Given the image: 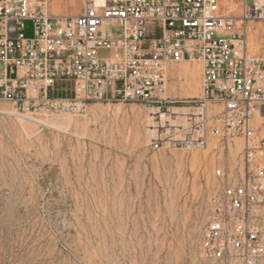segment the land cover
<instances>
[{
    "label": "built area",
    "instance_id": "1",
    "mask_svg": "<svg viewBox=\"0 0 264 264\" xmlns=\"http://www.w3.org/2000/svg\"><path fill=\"white\" fill-rule=\"evenodd\" d=\"M54 0H0V101L18 113L50 117L90 102H136L153 109L154 149L239 139L241 166L218 169L201 249L212 264H264V0H74L73 14ZM220 1L239 5L221 13ZM29 32V35L27 34ZM200 64V96L177 132L164 95L170 63ZM198 113V114H195Z\"/></svg>",
    "mask_w": 264,
    "mask_h": 264
},
{
    "label": "rangeland",
    "instance_id": "2",
    "mask_svg": "<svg viewBox=\"0 0 264 264\" xmlns=\"http://www.w3.org/2000/svg\"><path fill=\"white\" fill-rule=\"evenodd\" d=\"M80 7L51 4L63 14ZM220 10L237 16L239 5L220 1ZM252 34L257 48L248 51L260 55L264 44ZM199 68L168 64L164 95L174 111H198L188 101L200 96ZM4 110L15 111L0 101ZM152 113L136 102L94 101L49 117L72 116L62 130L0 112V264H212L200 244L209 198L223 182L216 170L240 169L241 144L231 153L234 142L209 137L154 149ZM177 116L171 136L179 139L195 124Z\"/></svg>",
    "mask_w": 264,
    "mask_h": 264
},
{
    "label": "bare ground",
    "instance_id": "3",
    "mask_svg": "<svg viewBox=\"0 0 264 264\" xmlns=\"http://www.w3.org/2000/svg\"><path fill=\"white\" fill-rule=\"evenodd\" d=\"M253 32H255V30H251V33H253ZM253 38H254V35L252 34V36L248 40V44H249V46L251 48H257V45H254L253 44ZM167 76H168V71H167V67H166L165 77L167 78ZM180 110H182L181 113L175 111V113L178 116H185L187 114V113L184 112V109L183 108L180 109ZM0 112H2L3 114H7V115H15L16 118L18 119V121L23 122V123L24 122H29L30 124L32 123V124H36L38 126H41V125H44V126L45 125H50V126H52L54 128L62 129V130L69 129V127L73 123V118L70 115H62V116L59 115L55 119H53V118L51 119L49 117L42 118V117H38V116H35V115H30V113H18V112H15V111H8V110H4V111H0ZM47 127H49V126H47ZM239 141H240L239 139H234V143L231 146V153L233 152V150H235V149L238 150L239 149V146H240Z\"/></svg>",
    "mask_w": 264,
    "mask_h": 264
},
{
    "label": "crops",
    "instance_id": "4",
    "mask_svg": "<svg viewBox=\"0 0 264 264\" xmlns=\"http://www.w3.org/2000/svg\"><path fill=\"white\" fill-rule=\"evenodd\" d=\"M79 4L81 5V3H79ZM179 63H181V62H179ZM189 63H190V62H189ZM170 64H174V63H170ZM175 64H177V63H175ZM191 64H193V63H191ZM200 69H201V68L198 69V72H199V81H200Z\"/></svg>",
    "mask_w": 264,
    "mask_h": 264
}]
</instances>
